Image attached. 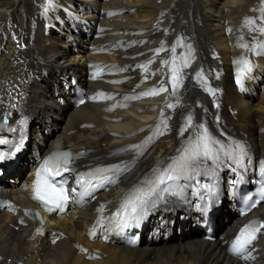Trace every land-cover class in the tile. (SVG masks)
<instances>
[{"label":"bare ground","instance_id":"obj_1","mask_svg":"<svg viewBox=\"0 0 264 264\" xmlns=\"http://www.w3.org/2000/svg\"><path fill=\"white\" fill-rule=\"evenodd\" d=\"M67 1L78 10H87V6L100 9V0ZM101 1L108 11V17L103 22L104 29L109 32L108 38H113L112 33L134 41L129 54L135 55V58L130 62L152 60V65L148 69L146 67L148 75L165 65L169 56L163 49L178 38H189L197 43L199 50L203 52L204 63H214L207 58V49L211 52L217 50V61L226 70L222 83L225 89L223 104L237 111L235 117H228L227 124L238 136L246 138L255 150L264 144V89L256 97L243 98L235 93L229 76L242 66L237 61H247L250 66L254 64L258 69L257 73L264 72V48L260 47V54L253 55L247 43L253 32H247L244 36L242 30L238 29L246 6L249 10L254 0ZM37 2L39 0H0V28L4 27L8 19L24 21L30 15L33 16L32 4ZM252 10L254 19L264 23V8L259 0ZM94 15L92 13L91 17ZM5 34L10 36V33ZM87 44L84 38L74 37L70 41L69 38L56 36L54 33L43 37L38 32L31 49L23 53L27 59L25 66L37 71V79L29 86L27 107L33 117L32 122H35L32 128L31 123L29 124L32 151L37 149L41 154L33 157L32 152L23 151L19 136L0 128V135L12 136V141L8 139L3 148L0 146L5 151V156L10 158L5 178L0 179V198L11 201L9 207L0 210V262L240 264L225 254L222 240L217 239L213 243L203 241L200 233L194 226L191 227V213L181 208L170 211L169 215L164 214L160 220L167 221L161 229H171L170 237L167 233V237L158 236L148 240L146 231L133 246L124 239L128 228L116 215L117 200L157 159L168 155L173 146L167 150L164 143H157L120 183L109 189L108 183H104L112 165L108 155L118 144L125 142L120 141L119 135L136 132L143 122L151 120L155 114L145 116L124 112L118 115L122 121L114 123L111 121L114 115L104 114L100 105L83 103L76 109H72L67 103L59 106L54 95L57 81L53 79L80 74L84 70ZM74 48H77L76 52H73ZM18 56L19 50L10 44L7 52L0 58V85L22 67L16 63ZM127 56L128 54L119 55L121 59H127ZM99 57L101 60H114L113 57ZM43 70H46V74H42ZM146 86L147 83L142 88ZM187 87L191 89L188 85ZM181 97L192 103V92L179 93L177 100ZM152 106L153 101L149 97L135 104L137 109ZM179 116L180 113L176 116V121ZM61 121L63 125L60 127ZM44 129L47 131L43 132ZM171 137L170 143H173L176 139L173 132ZM57 148H68L74 157L67 177L70 208L65 215L59 217L46 214L31 200L29 193L33 186L30 181L35 174L36 160L43 159ZM121 200L125 201V198ZM225 203L226 200L223 199L221 212L215 219L220 218L221 222L227 219V223L220 225L218 222L215 234L219 232L224 239H228L241 221L225 212ZM256 212L264 214V205ZM169 219L174 220L171 227ZM160 221L154 225L157 227ZM175 222L180 235L174 234ZM86 246L92 250L91 256Z\"/></svg>","mask_w":264,"mask_h":264},{"label":"snow or ice","instance_id":"obj_2","mask_svg":"<svg viewBox=\"0 0 264 264\" xmlns=\"http://www.w3.org/2000/svg\"><path fill=\"white\" fill-rule=\"evenodd\" d=\"M52 4V0H46V10ZM244 47H247L246 45ZM175 51V49H173ZM238 65H242L238 67L236 74V83L242 84L243 76L250 71L251 66L247 61H237ZM185 66H187L185 64ZM178 70L176 68L172 69V86L176 88L179 84L178 79ZM166 89L161 88L160 91H165ZM158 92L153 89L150 92H146L144 96L156 95ZM167 107L171 108L172 105H167ZM188 123H191L189 119ZM181 131V134H183ZM215 141L210 137L206 128L203 125L200 126V135L196 138V142L194 144H189L185 146L181 150V155L178 160H176L172 166L168 167L163 175L158 176V182H164L165 179L167 181H175L178 180L189 168H194L198 166V164L204 160H211L214 163L218 161L217 152L214 151ZM240 146L237 145V148ZM5 159V157L0 156V160ZM68 160L69 156L67 153H64L62 157L52 158L50 160H46L44 164L41 166L40 171L37 172V179L34 185V195L33 199L40 201L46 208L47 211H52L54 209H59L63 211L64 202L68 200V196L65 194V190L63 185L61 184L59 190L50 183L49 178L54 179L56 176L60 175L61 169L64 171H68ZM42 173L46 174L43 178V188L41 187L42 183ZM139 203H132L129 209L130 218H135L138 214V207L144 203L143 197H137ZM51 203L53 207L49 208L48 204ZM128 207V206H125ZM127 221H125V225ZM264 227V225H261ZM245 230H241V234L236 237V240L232 244L231 251L236 256H241L248 250V246L251 244L252 239L255 238L254 235L249 236L248 238L244 237Z\"/></svg>","mask_w":264,"mask_h":264},{"label":"rangeland","instance_id":"obj_3","mask_svg":"<svg viewBox=\"0 0 264 264\" xmlns=\"http://www.w3.org/2000/svg\"><path fill=\"white\" fill-rule=\"evenodd\" d=\"M264 1V0H263ZM263 1H261L260 3H263ZM254 5H255V3H257V0H254L253 2H252ZM251 3V4H252ZM252 4V7L254 6ZM252 7L251 8H249V10H248V6H246V11L244 12V16H246L248 13L249 14H251L252 15V17L254 18V14H253V10H252ZM243 19V18H242ZM246 20H247V16L246 17H244V22H246ZM255 20V19H254ZM242 22V20H240V22H239V25H238V29L239 30H242L241 31V33L245 36V34L247 33V32H245V30L243 29V27L240 25V23ZM257 23L259 24L260 22L259 21H256L255 20V25H257ZM249 26H251V25H253V26H255L253 23H249L248 24ZM249 33V32H248ZM251 33V32H250ZM264 35V34H263ZM61 37H64V38H69L70 37V34L69 33H65L64 35H62ZM258 37H259V33H257V32H253V34H252V36L249 38V39H247L248 41H247V43L249 44V46H250V48H251V50H250V52H253V55H258V54H260V47L261 46H257V39H258ZM86 40V39H85ZM86 43H87V41H86ZM44 51H45V49H44ZM227 51H229V50H227ZM73 56V55H72ZM262 56L264 57V54H262ZM260 71V70H259ZM258 72V69L256 70V68H255V73H254V75H253V77H252V80L253 81H258V80H263L264 81V72L262 73H257ZM54 81H58V80H56V79H53ZM61 125H63V122L61 121L60 122V127H61ZM217 235H219V232L217 233ZM86 249H87V251L90 253V256H91V254H92V250L89 248V247H87L86 246ZM87 258H89V257H87ZM20 264V263H19Z\"/></svg>","mask_w":264,"mask_h":264}]
</instances>
